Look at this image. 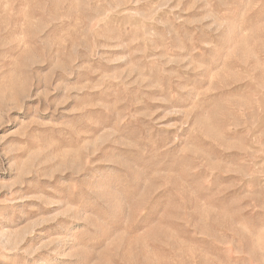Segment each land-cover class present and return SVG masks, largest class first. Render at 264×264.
<instances>
[{
  "label": "rangeland",
  "instance_id": "374dc122",
  "mask_svg": "<svg viewBox=\"0 0 264 264\" xmlns=\"http://www.w3.org/2000/svg\"><path fill=\"white\" fill-rule=\"evenodd\" d=\"M0 264H264V0H0Z\"/></svg>",
  "mask_w": 264,
  "mask_h": 264
}]
</instances>
